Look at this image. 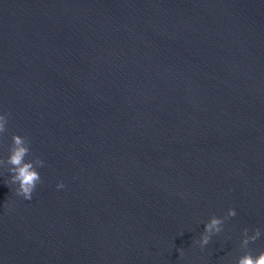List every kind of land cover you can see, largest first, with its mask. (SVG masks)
<instances>
[{
    "label": "water",
    "instance_id": "1",
    "mask_svg": "<svg viewBox=\"0 0 264 264\" xmlns=\"http://www.w3.org/2000/svg\"><path fill=\"white\" fill-rule=\"evenodd\" d=\"M5 113L0 264L264 250V0H0ZM13 134L44 161L31 200L8 184Z\"/></svg>",
    "mask_w": 264,
    "mask_h": 264
},
{
    "label": "clouds",
    "instance_id": "2",
    "mask_svg": "<svg viewBox=\"0 0 264 264\" xmlns=\"http://www.w3.org/2000/svg\"><path fill=\"white\" fill-rule=\"evenodd\" d=\"M9 114H0V134L7 131ZM12 143L9 146V156L6 163L10 165L7 171L11 174L8 184L16 185L15 193L17 196L22 197L25 200H31L32 194L36 186L41 182V177L38 168L44 166V161L39 157L33 160H26V157L30 154V141L27 137H22L18 134L12 135ZM4 161L0 160V164ZM57 189L65 187L63 182H58L56 185ZM236 211L229 208L225 217L220 218L213 215L208 222L204 224V230L201 233L200 239L194 241L199 244L200 248L203 249L209 244L211 237L215 234L220 233L223 230L224 220L228 217L236 216ZM261 236V230L256 228L253 230V234L249 235L247 228L243 229V239L241 246L248 248L250 242H255ZM180 255H183V251L180 250ZM236 264H264V250L253 254L251 250L245 251L240 255L236 261Z\"/></svg>",
    "mask_w": 264,
    "mask_h": 264
}]
</instances>
